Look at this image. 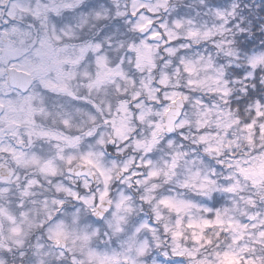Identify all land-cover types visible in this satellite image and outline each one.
I'll return each instance as SVG.
<instances>
[{
  "label": "snow or ice",
  "instance_id": "6c2138e0",
  "mask_svg": "<svg viewBox=\"0 0 264 264\" xmlns=\"http://www.w3.org/2000/svg\"><path fill=\"white\" fill-rule=\"evenodd\" d=\"M0 264H264V0H0Z\"/></svg>",
  "mask_w": 264,
  "mask_h": 264
}]
</instances>
